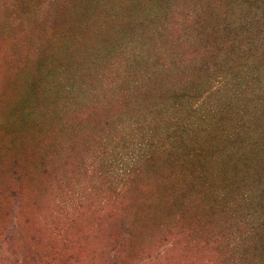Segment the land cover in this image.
<instances>
[{
  "label": "trees",
  "instance_id": "1",
  "mask_svg": "<svg viewBox=\"0 0 264 264\" xmlns=\"http://www.w3.org/2000/svg\"><path fill=\"white\" fill-rule=\"evenodd\" d=\"M3 3L44 37L11 59L0 264H264V0Z\"/></svg>",
  "mask_w": 264,
  "mask_h": 264
},
{
  "label": "rangeland",
  "instance_id": "2",
  "mask_svg": "<svg viewBox=\"0 0 264 264\" xmlns=\"http://www.w3.org/2000/svg\"><path fill=\"white\" fill-rule=\"evenodd\" d=\"M3 2L4 0L0 1V7L6 6ZM37 7L42 9L39 3ZM42 13L43 11L37 12L32 10L31 13L26 12L24 16L17 17L16 14L12 16L10 10H7L3 16L4 20L0 21V33L5 31V33L7 32L9 35V38L6 39L7 42H4L3 38L0 37V129L1 127H5L8 131L17 132V135L23 134L24 129L28 130L31 123L30 121L33 120H28L26 115L31 113L35 103H32L29 97H27L28 84H20V82H18L15 84L16 87L14 89H9L12 87L13 72L17 70L14 65L17 63L12 62L11 59H21L25 55H31L33 49L41 45V40L44 36H41L38 32L39 27L32 34L30 33L34 27L32 25L34 19H42ZM19 20H21L22 23H20ZM49 22L51 23V19ZM6 24L12 25L7 29ZM46 30L50 32L49 28H46ZM4 48H6L5 53H3ZM18 63L20 62L18 61ZM4 92L5 95L1 98ZM31 135L34 134H28L26 136L28 137ZM165 144L175 152L174 139H167ZM4 165L5 157L0 155V167ZM169 242L167 240L168 245ZM165 245H162L161 248Z\"/></svg>",
  "mask_w": 264,
  "mask_h": 264
}]
</instances>
